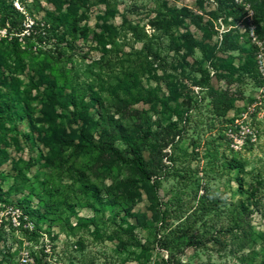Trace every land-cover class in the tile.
I'll list each match as a JSON object with an SVG mask.
<instances>
[{
    "label": "rangeland",
    "instance_id": "rangeland-1",
    "mask_svg": "<svg viewBox=\"0 0 264 264\" xmlns=\"http://www.w3.org/2000/svg\"><path fill=\"white\" fill-rule=\"evenodd\" d=\"M101 2L83 3L76 40L41 28L42 42L32 50L39 44L44 53L35 54V63L24 54L21 67L9 71L26 85L34 65L51 66L48 72L60 85L72 86L79 111L88 109L89 125H73L74 145L56 159L40 157L46 152L38 123L43 89L22 88L23 103L8 109L10 78L1 71L0 264H34L35 258L40 264L264 262V0ZM0 4V20L13 12L23 18L20 36L34 22L48 29L51 16L58 15L48 0ZM163 4L185 17L197 40L206 41L208 57L183 41L185 30L165 32L149 24ZM6 33L0 30L5 56ZM52 55L67 63L53 62ZM220 93L234 105L225 115L211 98ZM173 122L180 123V135L163 140L161 128ZM145 125L160 138L143 143ZM111 142L119 155L107 149ZM136 144L155 172L149 180L128 153ZM217 196L226 205L199 223L200 243L189 245L184 238L173 251L164 249L158 240L173 237L203 201ZM43 205L53 212L46 215ZM245 209L255 241L233 253L222 232L245 217ZM165 210L172 215L163 221ZM217 234L223 245L213 239Z\"/></svg>",
    "mask_w": 264,
    "mask_h": 264
},
{
    "label": "trees",
    "instance_id": "trees-1",
    "mask_svg": "<svg viewBox=\"0 0 264 264\" xmlns=\"http://www.w3.org/2000/svg\"><path fill=\"white\" fill-rule=\"evenodd\" d=\"M56 9L58 15L51 16L50 26L47 29V23L40 26V23L34 22V24L27 29V34H24L25 26L23 18L19 13H7L4 14L0 20V30L6 29V36L2 38L1 41L6 42L9 48V54L6 56L0 53V85L3 84L1 81V71L6 70L9 73L10 82L7 84L10 100L7 104L8 109H15L18 103H23L21 96L25 93L21 91L22 88H27L26 93H31L33 89L40 88L43 89L41 95L44 98V109L40 112L41 119L38 123L42 126L39 129L40 135L42 137V145L46 149V152L41 154L40 157L45 162H50L51 159H56L62 153V151L71 148L74 145L75 138L69 132L73 125H76L79 121L83 122V127L89 125L91 118L88 116V109H84V112H80L78 109V104L75 97V92L72 91V86L65 83L63 85L59 84V80L54 78L49 74L51 66L36 64L31 68V72L34 74L30 78L26 85L23 84L18 77L14 76V73L9 71L13 67L20 68L23 62V55L28 54V57L32 63L37 54L44 53L39 47L36 46L33 51V47L36 43L42 42L43 33L41 28H43L48 34L54 31L60 32L62 30V36L68 37L71 40H76L78 37V32L80 30V24L85 18V11L83 9V3H89L90 0H48ZM101 3H104L103 0ZM1 7V4H0ZM164 10V12L162 11ZM185 17L181 14H177L175 11L170 9L167 4H163L160 9L156 10V16L149 24L156 30H163L165 32L174 30H185V34L181 35L183 41L189 46L198 49L204 57H208L209 46L206 44L205 40H197L185 26ZM194 27L199 30L202 29L201 24L198 21H193ZM203 30V29H202ZM136 38L141 41V35L137 32H142V30L134 29ZM53 62H61L63 65L67 63L65 57L61 56L58 59L52 55L50 58ZM49 61V64L52 62ZM139 70L144 69L143 66L138 67ZM36 79V80H35ZM69 89V91L67 90ZM214 106H216L222 115L227 114L231 109H233L232 100L225 94H216L211 96ZM19 105V104H18ZM74 106L76 110L72 113L68 109ZM56 109L63 110L65 114L58 116ZM33 115V114H32ZM179 122H173L168 127L161 128V132L164 135L163 140L173 141L175 136L180 135ZM161 127V126H160ZM83 135L86 136V129L83 128ZM140 139L143 143H151L153 140L159 139V133L154 132L152 128L145 125L140 129ZM103 138V136H102ZM88 139V138H87ZM90 140V138H89ZM111 142L108 145V150L112 152L113 155H119V153L114 149ZM168 145V142L164 144ZM128 153L132 156V161L136 166L137 171L142 178L149 180L153 175L154 171L150 168L147 159L145 158L143 149L141 145L136 144L131 146ZM237 165V164H236ZM235 167V166H234ZM20 172V171H19ZM226 202L220 197H210L203 201L197 208L198 212L192 216H188L186 220L181 224L177 230L172 232L175 234L173 237H166L164 240L159 242L162 243L164 249L172 250L176 246L177 241L180 239H186L187 243L190 245H197L200 243L202 234L199 231V223L204 222L207 217H210L215 212H217L221 207L225 206ZM46 215L51 214L53 209L49 205H43ZM245 217L238 216L233 224V226H228L222 232L223 235H228L230 239V245L233 249V253H241L245 251L251 243L255 241V234L252 230L250 211L245 209ZM29 215H35L37 218H46L45 214H41L39 211L30 210ZM172 212L165 210L162 213V220L165 221L167 217L171 216ZM176 218L181 220L183 216L176 215ZM213 239L220 244L222 243V238L219 234ZM41 260L35 258L34 264H40ZM177 264H182L178 261ZM253 264H259L254 262ZM260 264H264L261 262Z\"/></svg>",
    "mask_w": 264,
    "mask_h": 264
}]
</instances>
